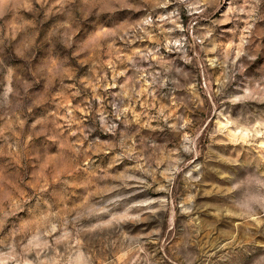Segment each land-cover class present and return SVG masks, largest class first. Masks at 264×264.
<instances>
[{
    "label": "rangeland",
    "instance_id": "rangeland-1",
    "mask_svg": "<svg viewBox=\"0 0 264 264\" xmlns=\"http://www.w3.org/2000/svg\"><path fill=\"white\" fill-rule=\"evenodd\" d=\"M0 264H264V0H0Z\"/></svg>",
    "mask_w": 264,
    "mask_h": 264
}]
</instances>
